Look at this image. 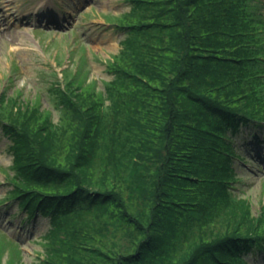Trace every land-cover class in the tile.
<instances>
[{
	"label": "trees",
	"instance_id": "1",
	"mask_svg": "<svg viewBox=\"0 0 264 264\" xmlns=\"http://www.w3.org/2000/svg\"><path fill=\"white\" fill-rule=\"evenodd\" d=\"M124 1L105 16L125 40L101 88L79 55L52 72L56 119L0 93L15 155L0 206L50 218L37 264H250L264 204L234 191V140L264 131L263 0ZM17 247L0 232V264H21Z\"/></svg>",
	"mask_w": 264,
	"mask_h": 264
},
{
	"label": "rangeland",
	"instance_id": "2",
	"mask_svg": "<svg viewBox=\"0 0 264 264\" xmlns=\"http://www.w3.org/2000/svg\"><path fill=\"white\" fill-rule=\"evenodd\" d=\"M128 11L124 0H0V93L16 88L27 99L37 96L39 106L56 119L58 109L48 95L52 72L73 67L81 55L86 76L98 88L101 81L111 80L107 60L119 52L125 35L107 24L105 16ZM234 144L248 158L245 167L236 168L243 179L234 191L246 195L252 213L258 214L264 204V132L243 127ZM13 146L0 127V200L12 190L6 172L13 173ZM50 229V218L30 220L17 201L0 206V232L15 239L21 264H37ZM245 255L250 264H264L262 251Z\"/></svg>",
	"mask_w": 264,
	"mask_h": 264
},
{
	"label": "bare ground",
	"instance_id": "3",
	"mask_svg": "<svg viewBox=\"0 0 264 264\" xmlns=\"http://www.w3.org/2000/svg\"><path fill=\"white\" fill-rule=\"evenodd\" d=\"M7 20H5L4 22H6Z\"/></svg>",
	"mask_w": 264,
	"mask_h": 264
}]
</instances>
